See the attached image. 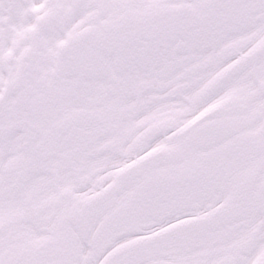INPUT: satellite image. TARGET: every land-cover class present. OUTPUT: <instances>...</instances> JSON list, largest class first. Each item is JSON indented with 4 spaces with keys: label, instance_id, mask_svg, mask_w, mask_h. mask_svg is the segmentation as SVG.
Instances as JSON below:
<instances>
[{
    "label": "snow or ice",
    "instance_id": "obj_1",
    "mask_svg": "<svg viewBox=\"0 0 264 264\" xmlns=\"http://www.w3.org/2000/svg\"><path fill=\"white\" fill-rule=\"evenodd\" d=\"M0 264H264V0H0Z\"/></svg>",
    "mask_w": 264,
    "mask_h": 264
}]
</instances>
